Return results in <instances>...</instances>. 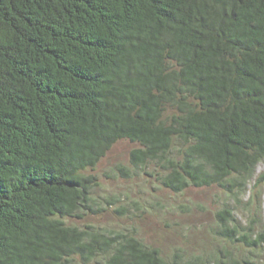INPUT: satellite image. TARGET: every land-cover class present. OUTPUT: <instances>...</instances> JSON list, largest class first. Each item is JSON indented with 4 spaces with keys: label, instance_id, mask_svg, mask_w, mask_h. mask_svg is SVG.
<instances>
[{
    "label": "trees",
    "instance_id": "obj_1",
    "mask_svg": "<svg viewBox=\"0 0 264 264\" xmlns=\"http://www.w3.org/2000/svg\"><path fill=\"white\" fill-rule=\"evenodd\" d=\"M120 140L170 192L244 189L264 161V0H0V264H264V227L230 204L212 261L77 225L106 212L85 172Z\"/></svg>",
    "mask_w": 264,
    "mask_h": 264
},
{
    "label": "rangeland",
    "instance_id": "obj_2",
    "mask_svg": "<svg viewBox=\"0 0 264 264\" xmlns=\"http://www.w3.org/2000/svg\"><path fill=\"white\" fill-rule=\"evenodd\" d=\"M137 147L128 140H120L94 168L85 172L97 178L95 197L106 212L87 216L76 221L77 225L135 229L147 244L165 255L184 250L188 255H204L211 261L223 249L213 228L216 214L224 204L236 208V218L244 227L253 226L257 230L264 227V161L248 185L234 195L218 186L189 187L183 193H173L164 189L156 177L131 165L130 153ZM122 209L127 211L117 213ZM227 249L236 256L247 254L242 247Z\"/></svg>",
    "mask_w": 264,
    "mask_h": 264
}]
</instances>
